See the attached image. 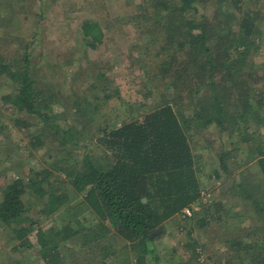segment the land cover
<instances>
[{
  "label": "trees",
  "instance_id": "1",
  "mask_svg": "<svg viewBox=\"0 0 264 264\" xmlns=\"http://www.w3.org/2000/svg\"><path fill=\"white\" fill-rule=\"evenodd\" d=\"M211 1L217 8L221 6L215 20L201 16L197 8L198 4ZM227 5L231 9H225ZM137 6L143 12L126 21L140 24L146 33L154 34L155 43L161 42L157 54L164 59L154 78L160 77L167 87L141 118H125L113 128L101 126L98 142L109 158L101 161L87 156L81 169L72 168L68 160V156H75L72 150L82 138L81 131L74 127L64 131L59 127L58 117L52 112L59 94L41 86L31 43L25 42L12 56L0 54V79L9 80L6 83L9 89H5L8 91L1 95V100L16 113L25 114L24 119L14 121L29 127L28 120L39 117L45 123L32 137L34 149L45 144L46 129L54 128L50 131L56 141L59 133L65 132L58 136L63 145L61 155L65 157L56 160L55 165L66 173L69 181L60 175L53 176V169L44 167L32 169L27 176L18 174L0 182V227L8 235V242L17 243L14 250L35 249L45 264H66L64 242L78 236L82 228H87L82 245L98 246L100 264H149L148 256L152 253L157 261L155 241L165 232V223L183 214L186 207L200 204L203 198L197 156L190 139L192 131L189 133L193 123L197 127L192 130L197 132L214 123L226 130V121H233L230 136L238 133L239 139L248 145L254 140L247 159L239 157L237 145L222 150L214 174L219 177L224 171L231 175L234 187L244 195L248 191L246 196L252 199L253 190L263 189L262 183L245 175L237 181L233 174L243 164L256 160L264 178V134L254 137L255 132H250L252 114L258 128L264 124V116L258 118L253 111L255 105L260 110L264 108V89L250 96L247 81L255 76L245 69L260 49L264 12L245 9L244 0H140ZM16 13L19 11L13 12ZM27 18L22 14L14 16L12 26ZM81 29L90 47L97 48L103 42L105 32L99 21L83 20ZM31 35H35L33 30ZM241 47L244 49L239 50ZM106 96L110 98L111 94ZM184 103L192 109L191 115L182 112ZM239 105L242 112L230 114L231 107ZM68 143L72 150L67 148ZM8 171L0 172V176ZM80 193L84 194L82 200L72 206V200ZM26 196L34 199L33 204H27ZM253 202L264 224V200L256 198ZM203 205L198 211L201 217L195 218L201 225L208 219V208ZM33 208L46 217V222L37 223L32 216ZM89 209L96 223L82 225L79 216ZM198 212L195 210L194 216ZM159 228L161 231L153 234ZM197 244L196 241L187 244L193 248L194 259L199 257ZM231 248L233 253L221 264H264V243L236 240ZM191 262L192 257L188 264ZM9 264L24 263L15 260Z\"/></svg>",
  "mask_w": 264,
  "mask_h": 264
},
{
  "label": "rangeland",
  "instance_id": "2",
  "mask_svg": "<svg viewBox=\"0 0 264 264\" xmlns=\"http://www.w3.org/2000/svg\"><path fill=\"white\" fill-rule=\"evenodd\" d=\"M138 3L140 0H0V54L12 56L25 42L31 43L30 50L34 64L38 65L41 86L59 94L52 109L58 117L59 127L64 131L73 127L81 131L82 138L73 150V146L67 144L75 155L67 158L74 169H81L87 156L101 161L109 158L98 142L102 134L100 127L113 128L125 118H141L143 112L154 107L167 87L161 83L160 77L154 78L157 67L164 59L157 54L161 42L155 43L152 40L154 34L146 33V28L139 27L140 24L136 26L126 21L134 14L143 12L139 11ZM263 7L264 0H244L247 10L261 9L264 12ZM197 8L201 16L215 20L221 6L217 8L211 1L206 5L198 4ZM225 9H231V6L227 5ZM15 10L19 13L13 14ZM18 14L27 15L28 18L13 27L12 19ZM86 19L99 21L103 26L105 37L97 48L90 47L83 37L81 25ZM16 30L18 35H15ZM32 30L35 35H31ZM261 30L260 49L255 51L245 67L246 72L250 71L257 80L249 78L247 81L251 97L264 89V22ZM7 82L8 79H0V172L9 171L0 176V182L16 178L18 174L27 176L32 169L38 171L44 167L53 169V176L60 175L61 179L67 180L66 173L60 172L55 165L56 160L65 157L61 155L63 145L58 137L65 132L61 131L56 137L58 143L50 131L54 128L46 129L45 144L34 149L32 137L45 123L39 117L28 120L29 127L19 126L14 121L15 118L24 119L25 114L16 113L11 106L3 104L1 95L8 91L5 89H9ZM106 93H110L111 97L108 98ZM232 100L237 102L239 99ZM239 104H242L241 101ZM183 106L182 112L191 115L192 109L185 103ZM242 110L239 105L237 108L231 107L229 112L232 114ZM253 111L258 118L264 116V108L260 110L255 105ZM251 117L250 132H255L254 137L263 135L264 124L258 128L255 114ZM232 122L226 121V130H221L214 123L197 132L192 130L197 127L193 123L189 131H192L190 139L197 156V173L206 193L201 203L195 206L198 212L205 204L208 219L204 225L196 221L201 217L200 211L197 217L193 213L191 219L181 214L167 221L165 232L155 241L158 260L155 261V253H152L148 256L149 264H188L191 257L189 264H221L226 256L233 253V241L264 243V224L259 208L253 202L256 198L264 200V186L262 191L253 190L252 199L246 196L248 191L244 195L234 187L235 181L230 178L231 175L224 171L219 177L214 174V170L219 168L222 150L237 145L240 147L239 157L247 159L249 146H253L254 140L248 145L239 139L238 133L230 136ZM233 175L237 181L245 175L251 181L264 185L263 173L256 160L243 164ZM227 184L229 187H226ZM83 196L80 193L71 205L80 203ZM25 200L27 204H33L34 199L26 196ZM31 212L38 224L46 222V217L38 209L33 208ZM94 217L89 209L80 214L79 220L82 225L89 226L96 223ZM71 219H74L73 216ZM86 229L82 228L78 236L64 242L62 250L66 264H100L98 246L86 248L82 245ZM8 241V235L0 227V264L15 260H21L24 264H45L35 249L14 250L17 243ZM192 241L198 242L197 259L193 257V248L187 246Z\"/></svg>",
  "mask_w": 264,
  "mask_h": 264
},
{
  "label": "built area",
  "instance_id": "3",
  "mask_svg": "<svg viewBox=\"0 0 264 264\" xmlns=\"http://www.w3.org/2000/svg\"><path fill=\"white\" fill-rule=\"evenodd\" d=\"M205 192H202V195L205 196ZM196 210V206L194 205L192 208L190 207H186L184 210H183V215L186 216V217H190L193 215V212Z\"/></svg>",
  "mask_w": 264,
  "mask_h": 264
},
{
  "label": "water",
  "instance_id": "4",
  "mask_svg": "<svg viewBox=\"0 0 264 264\" xmlns=\"http://www.w3.org/2000/svg\"><path fill=\"white\" fill-rule=\"evenodd\" d=\"M231 181H232V180H231ZM226 187H229V185L227 184ZM144 200H146V199H144ZM160 231H161V229L159 228V229H157L153 234L158 233V232H160Z\"/></svg>",
  "mask_w": 264,
  "mask_h": 264
}]
</instances>
